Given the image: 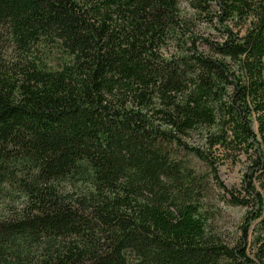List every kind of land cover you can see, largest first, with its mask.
<instances>
[{
	"label": "trees",
	"instance_id": "trees-1",
	"mask_svg": "<svg viewBox=\"0 0 264 264\" xmlns=\"http://www.w3.org/2000/svg\"><path fill=\"white\" fill-rule=\"evenodd\" d=\"M0 264H264V0H0Z\"/></svg>",
	"mask_w": 264,
	"mask_h": 264
},
{
	"label": "rangeland",
	"instance_id": "rangeland-1",
	"mask_svg": "<svg viewBox=\"0 0 264 264\" xmlns=\"http://www.w3.org/2000/svg\"><path fill=\"white\" fill-rule=\"evenodd\" d=\"M205 30V29H203ZM209 36H214L213 32ZM227 154H223L218 166V178L223 186L231 191L236 197L242 198V182L246 172L247 162L243 156L232 161ZM224 158V159H223ZM211 200L213 205V225L224 241L230 245L238 238L243 216L250 208H241L229 205L227 199H222L224 192L215 191Z\"/></svg>",
	"mask_w": 264,
	"mask_h": 264
}]
</instances>
